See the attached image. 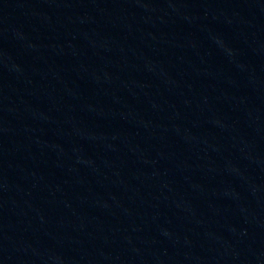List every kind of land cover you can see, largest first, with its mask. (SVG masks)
<instances>
[{"label": "water", "instance_id": "95a60500", "mask_svg": "<svg viewBox=\"0 0 264 264\" xmlns=\"http://www.w3.org/2000/svg\"><path fill=\"white\" fill-rule=\"evenodd\" d=\"M0 264H264V0H0Z\"/></svg>", "mask_w": 264, "mask_h": 264}]
</instances>
